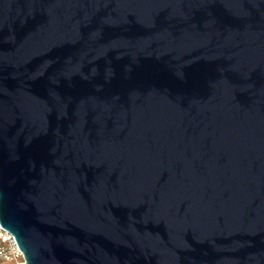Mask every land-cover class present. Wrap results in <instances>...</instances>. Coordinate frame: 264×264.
Returning a JSON list of instances; mask_svg holds the SVG:
<instances>
[{"label": "water", "instance_id": "95a60500", "mask_svg": "<svg viewBox=\"0 0 264 264\" xmlns=\"http://www.w3.org/2000/svg\"><path fill=\"white\" fill-rule=\"evenodd\" d=\"M0 228L25 264H264V0H0Z\"/></svg>", "mask_w": 264, "mask_h": 264}, {"label": "built area", "instance_id": "2783aa9c", "mask_svg": "<svg viewBox=\"0 0 264 264\" xmlns=\"http://www.w3.org/2000/svg\"><path fill=\"white\" fill-rule=\"evenodd\" d=\"M0 263L25 264L12 235L0 228Z\"/></svg>", "mask_w": 264, "mask_h": 264}, {"label": "rangeland", "instance_id": "374dc122", "mask_svg": "<svg viewBox=\"0 0 264 264\" xmlns=\"http://www.w3.org/2000/svg\"><path fill=\"white\" fill-rule=\"evenodd\" d=\"M0 264H4V263H0ZM6 264H10V263H6Z\"/></svg>", "mask_w": 264, "mask_h": 264}]
</instances>
